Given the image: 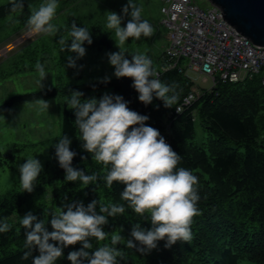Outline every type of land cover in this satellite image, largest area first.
Returning a JSON list of instances; mask_svg holds the SVG:
<instances>
[{
	"label": "trees",
	"instance_id": "16d2710c",
	"mask_svg": "<svg viewBox=\"0 0 264 264\" xmlns=\"http://www.w3.org/2000/svg\"><path fill=\"white\" fill-rule=\"evenodd\" d=\"M32 2L24 0L23 10H28ZM12 13L10 2L0 5V19ZM73 21L78 27L100 32L99 26L89 28L74 15L68 18L69 30ZM96 45L111 48L114 40L108 33L101 36ZM156 69L162 81L178 83L182 89L179 101L173 107L166 108L163 101L155 97L145 105L139 101V94L132 87V78L121 77L107 82L97 80L61 85L14 95L0 106V114L14 103L36 101L37 98H54L61 94L66 101L70 97V89L83 92L87 98L93 92L110 88L109 94L123 96L131 110L149 117L145 123L159 130L172 149L180 154L177 167L189 169L198 177L200 214L193 218L192 238L188 242L177 241L171 247H165L166 241L160 240L157 247L147 253L127 248L125 245L131 238L132 224L140 222L142 227L150 228L151 223L134 213L121 199L120 193L125 185L113 182L108 188L103 180L89 186H84L79 180L65 181V172L55 157L56 172L61 177L52 198L56 210L59 211L63 204L78 200L85 205L93 199L125 205L124 214L109 217L108 224L104 225L109 234L105 240L90 238L93 245L90 251L104 244L110 245L111 235L119 234L124 240L116 247L124 257L118 258V264H239L242 258L264 264V90L260 78L235 83L218 81L211 89H203L190 105L184 106V97L194 86V81L178 69ZM65 101L58 139L64 134L71 139L70 150L77 153L72 161L73 167L83 169L86 174L96 172L104 175V166L95 162L82 148L79 130L74 125V111ZM181 105L183 109L177 112ZM197 123L204 131L201 142L197 140ZM82 156L87 160H82ZM26 201L27 196L23 193L0 195V219L6 217L12 226L10 231L0 233V264H32V256L38 254L33 249L31 256L22 259L30 249L25 246V229L19 220H13V216L21 214ZM48 227L51 231L50 224ZM79 247L81 245L77 243L65 248L64 256L58 258L56 264H71L67 253Z\"/></svg>",
	"mask_w": 264,
	"mask_h": 264
},
{
	"label": "clouds",
	"instance_id": "9594fccd",
	"mask_svg": "<svg viewBox=\"0 0 264 264\" xmlns=\"http://www.w3.org/2000/svg\"><path fill=\"white\" fill-rule=\"evenodd\" d=\"M24 7V0H10L11 12L21 11ZM58 7V0L41 3L27 19L30 31L51 36L61 32L60 27L51 22ZM142 12V6L134 0H127L122 7L123 15L115 11L106 12V28L114 31L119 48V51L106 55L117 78H132V87L138 92L139 101L147 105L155 97L162 100L166 108L173 107L182 91L179 84L162 81L153 61L146 54L136 52L131 54L130 60L125 55L123 46L129 38L138 40L142 35L151 38L155 33ZM125 16H130V19L122 26ZM67 37H70V44L64 35L57 43L60 51L77 54L75 58H67V66L75 67V60L86 54L85 42L89 45L93 42L91 33L87 27H78L73 21L70 30H67ZM35 69L41 88L47 72L39 60ZM108 79L103 78V82ZM65 103L74 111V125L79 130L82 148L91 154L95 162L102 164L106 172L102 176L96 172L86 174L83 169L73 167L72 161L77 153L70 150L71 139L64 134L54 145L55 157L65 172L64 180H79L84 186L103 180L108 188L113 182L125 185L120 193L121 199L134 213L151 223L150 228L142 227L140 222L132 224L131 238L125 245L127 248L147 253L155 249L160 240L166 241L165 247H171L177 241H190L193 218L200 214L199 179L189 169L177 167L180 154L172 149L159 130L145 123L149 117L131 110L129 102L118 94L104 93L99 98H84L83 92L70 89V97ZM33 107L45 111L49 110L50 104L37 98ZM176 110L179 112V109ZM81 159L86 161L87 157L82 156ZM18 170L22 192L31 193L43 164L35 156H28L26 162L18 165ZM124 212V204L101 203L97 199L87 205L82 200L63 204L59 211L47 214L49 219L28 211L19 220L25 229V246L30 249L22 259L31 256L34 249L38 254L32 256V264H56L57 259L64 256L65 248L79 243V249L67 253L71 264H118V258L124 257V253L116 247L124 240L122 235H111L110 245L104 244L94 251H90L93 248L90 238L105 240L109 235L104 230L108 218ZM11 227L6 217L0 219V233L10 231Z\"/></svg>",
	"mask_w": 264,
	"mask_h": 264
},
{
	"label": "rangeland",
	"instance_id": "374dc122",
	"mask_svg": "<svg viewBox=\"0 0 264 264\" xmlns=\"http://www.w3.org/2000/svg\"><path fill=\"white\" fill-rule=\"evenodd\" d=\"M203 9H209V0H194ZM10 0H0V5ZM45 0H33L28 10H21L0 19V106L14 95L29 93L45 88L59 87L117 78L114 67L109 63V52L119 51L115 42L114 31L106 28L107 11H115L123 15L122 7L127 0H58L53 24L60 27L61 32L55 36L37 34L30 31L27 19ZM142 6V16L155 29L151 38L141 36L140 39L129 38L123 48L126 58L131 54L144 53L151 58L156 68L162 69V58L168 45L169 27L162 23L163 2L160 0H134ZM74 15L89 28L99 26L100 32L90 31L92 43L84 44L86 54L75 60V67H68L67 58H75L77 54L68 50L60 51L57 43L64 35L67 37L68 18ZM130 16H125L122 26H125ZM110 34L114 40L111 48H99L96 42L101 36ZM6 47V48H5ZM40 61L45 66L46 78L37 83L39 74L35 64ZM196 87L211 88V79H205L196 73L190 74ZM110 88L93 92L91 97L99 98L104 93H110ZM50 104L49 110L39 111L33 107L36 101L18 102L12 104L0 114V195L23 193L27 196L21 214L13 216L20 218L28 211L40 218L48 219L50 211H58L53 206L54 188L60 183L61 177L56 172L55 143L61 135L62 114L65 97L61 94L54 98H46ZM197 140H204V131L199 123L196 125ZM35 156L43 164V170L36 181L34 190L22 192L18 165L26 162V157ZM239 264H256L242 258Z\"/></svg>",
	"mask_w": 264,
	"mask_h": 264
},
{
	"label": "built area",
	"instance_id": "2783aa9c",
	"mask_svg": "<svg viewBox=\"0 0 264 264\" xmlns=\"http://www.w3.org/2000/svg\"><path fill=\"white\" fill-rule=\"evenodd\" d=\"M160 1L164 3L162 23L169 27L162 70L178 69L189 78L196 73L211 79L212 87L218 81L235 83L259 77L264 90V46L226 21L220 7L203 9L194 0ZM202 90L194 84L183 105L194 102Z\"/></svg>",
	"mask_w": 264,
	"mask_h": 264
},
{
	"label": "water",
	"instance_id": "95a60500",
	"mask_svg": "<svg viewBox=\"0 0 264 264\" xmlns=\"http://www.w3.org/2000/svg\"><path fill=\"white\" fill-rule=\"evenodd\" d=\"M224 19L256 45L264 46V0H209ZM6 48V47H5Z\"/></svg>",
	"mask_w": 264,
	"mask_h": 264
},
{
	"label": "crops",
	"instance_id": "0c3cea01",
	"mask_svg": "<svg viewBox=\"0 0 264 264\" xmlns=\"http://www.w3.org/2000/svg\"><path fill=\"white\" fill-rule=\"evenodd\" d=\"M167 42H168V36H167ZM162 60H163V58H162Z\"/></svg>",
	"mask_w": 264,
	"mask_h": 264
}]
</instances>
